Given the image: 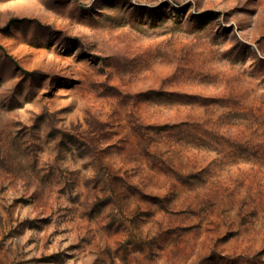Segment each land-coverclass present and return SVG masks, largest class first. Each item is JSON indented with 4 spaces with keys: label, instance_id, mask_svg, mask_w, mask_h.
<instances>
[{
    "label": "rangeland",
    "instance_id": "obj_1",
    "mask_svg": "<svg viewBox=\"0 0 264 264\" xmlns=\"http://www.w3.org/2000/svg\"><path fill=\"white\" fill-rule=\"evenodd\" d=\"M0 264H264V0H0Z\"/></svg>",
    "mask_w": 264,
    "mask_h": 264
}]
</instances>
